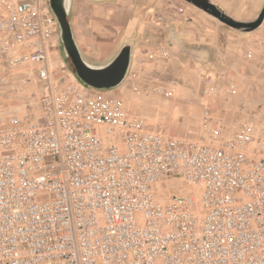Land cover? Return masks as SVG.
Here are the masks:
<instances>
[{"label":"built area","instance_id":"built-area-1","mask_svg":"<svg viewBox=\"0 0 264 264\" xmlns=\"http://www.w3.org/2000/svg\"><path fill=\"white\" fill-rule=\"evenodd\" d=\"M45 5L0 0V81L38 65L41 87L37 110L0 120V264H264V125L237 122L228 135L206 109L208 142L153 131L49 66L58 23ZM169 177L199 198L160 202L154 186Z\"/></svg>","mask_w":264,"mask_h":264},{"label":"rangeland","instance_id":"rangeland-1","mask_svg":"<svg viewBox=\"0 0 264 264\" xmlns=\"http://www.w3.org/2000/svg\"><path fill=\"white\" fill-rule=\"evenodd\" d=\"M181 3L182 14L160 13L167 17V24L165 18L146 20L156 23L152 24L156 30L151 39L146 34L143 42L135 45L128 76L119 89H109L110 95L122 101L126 113L143 118L153 131L166 137L208 142L202 126L206 109L222 120L228 135L232 124L241 121L257 131L264 125V47L258 45L251 31L222 23L205 5L186 0ZM57 33L48 51L49 66L58 72L64 64L73 73L58 24ZM162 50L168 51L167 57L161 56ZM245 50H253L254 55L244 58ZM37 67L27 65L1 75L5 77L0 81L2 122L12 114L37 110L41 92ZM103 141L107 144L113 139L103 136ZM154 192L163 203L172 195H200L199 188L179 177L163 179L154 186Z\"/></svg>","mask_w":264,"mask_h":264},{"label":"crops","instance_id":"crops-1","mask_svg":"<svg viewBox=\"0 0 264 264\" xmlns=\"http://www.w3.org/2000/svg\"><path fill=\"white\" fill-rule=\"evenodd\" d=\"M212 3L239 22L253 21L264 6V0H212ZM171 4L182 6L181 0H69L68 20L76 45L82 57L84 55L87 59L83 57L84 61L92 67L107 65L123 46L130 44L129 72L135 45L142 43L146 34L151 39L152 32L156 30L152 26L156 23H147L146 20H154L153 17L160 13L167 16L175 14L169 9ZM164 18L161 21L167 24V17ZM251 33L255 41L264 39V20ZM119 87L113 88V91ZM90 89L110 93L109 90Z\"/></svg>","mask_w":264,"mask_h":264},{"label":"water","instance_id":"water-1","mask_svg":"<svg viewBox=\"0 0 264 264\" xmlns=\"http://www.w3.org/2000/svg\"><path fill=\"white\" fill-rule=\"evenodd\" d=\"M69 0H48L49 7L54 13L59 29L60 39L66 57L72 64L74 72L79 80L95 90H109L118 87L125 79L131 63V45L122 47L116 57L107 65L102 67H92L87 64L74 39L71 24L68 20ZM187 2L199 6L201 4L212 9V16L222 23L237 29L253 31L258 28L264 20V6L257 17L250 22H239L221 11L216 5L207 0H186Z\"/></svg>","mask_w":264,"mask_h":264},{"label":"bare ground","instance_id":"bare-ground-1","mask_svg":"<svg viewBox=\"0 0 264 264\" xmlns=\"http://www.w3.org/2000/svg\"><path fill=\"white\" fill-rule=\"evenodd\" d=\"M45 15L46 16H55L52 10L50 9L49 5H45Z\"/></svg>","mask_w":264,"mask_h":264},{"label":"trees","instance_id":"trees-1","mask_svg":"<svg viewBox=\"0 0 264 264\" xmlns=\"http://www.w3.org/2000/svg\"><path fill=\"white\" fill-rule=\"evenodd\" d=\"M73 70H74V68H73Z\"/></svg>","mask_w":264,"mask_h":264}]
</instances>
